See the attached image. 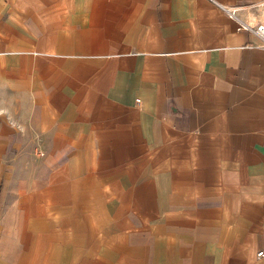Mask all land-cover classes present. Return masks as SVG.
Instances as JSON below:
<instances>
[{
    "label": "crops",
    "instance_id": "crops-1",
    "mask_svg": "<svg viewBox=\"0 0 264 264\" xmlns=\"http://www.w3.org/2000/svg\"><path fill=\"white\" fill-rule=\"evenodd\" d=\"M258 22L264 0H0V264H264Z\"/></svg>",
    "mask_w": 264,
    "mask_h": 264
},
{
    "label": "built area",
    "instance_id": "built-area-1",
    "mask_svg": "<svg viewBox=\"0 0 264 264\" xmlns=\"http://www.w3.org/2000/svg\"><path fill=\"white\" fill-rule=\"evenodd\" d=\"M233 14V11L230 12ZM239 28H244L252 33H254L259 39H260V46L264 48V22H258L255 25H250L248 23H241ZM257 256H260L263 254V250L257 251Z\"/></svg>",
    "mask_w": 264,
    "mask_h": 264
}]
</instances>
